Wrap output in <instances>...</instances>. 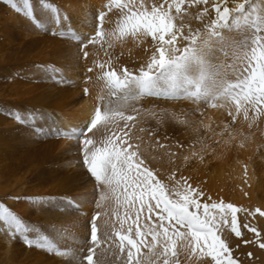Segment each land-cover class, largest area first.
I'll return each instance as SVG.
<instances>
[{"label": "snow or ice", "instance_id": "6c2138e0", "mask_svg": "<svg viewBox=\"0 0 264 264\" xmlns=\"http://www.w3.org/2000/svg\"><path fill=\"white\" fill-rule=\"evenodd\" d=\"M114 2L122 15L121 22L112 35L121 41L127 38L138 40L151 37L155 50L150 60L136 71L124 67L119 74L115 70L103 73L108 92L105 96L98 97L99 102L87 123L49 130L50 135L66 139L68 148L72 145L78 146L79 159L69 162L66 168L69 172L83 170L90 178L91 189L87 184L74 192L65 191L55 196L24 198L33 201V208L38 210L41 205L57 200L67 206H59L55 210L59 217L56 221L58 235L66 240L65 251L60 253L47 237L30 239L26 235L29 228L24 219L10 211L3 203H0V221L11 238L19 236L26 246L38 247L65 257L60 264H182V256L192 259L200 255L211 257L215 264H238L231 254L229 244L214 231L220 223L228 222L226 218L230 212L231 232L236 237L241 236L237 207L231 203L201 204L196 196L202 193L190 187L182 197L173 199L174 194L167 191L166 186L161 184L153 170L141 158L139 146L129 142V122L135 124L137 116L140 115V109L136 105L141 97L179 100L181 92L184 99L192 101L193 104L211 99L224 101L234 109V113L232 110L228 112L233 122L241 115L246 121H255L264 116V35L259 34L264 30V11L255 15L252 20L256 35L249 54L248 51H243L247 38L242 43H213L214 39L221 35L222 29L229 27V17L241 11L244 3L236 8H229L227 0L214 4L216 18L204 24L202 29L193 30L189 27L188 34L185 35L181 5L185 2L189 6L201 3L206 5L208 0H163L158 5L153 4L150 11L143 0L139 4L135 0H127L126 3L109 0L105 7L111 10ZM6 3L16 12L23 11L25 16L35 20L29 0H23V9L18 7L15 0H6ZM207 12L205 7L196 19L203 21ZM105 16L104 11L97 14L96 31L87 39L76 35L72 29L67 32L61 29L58 35L61 38L68 36L76 41L83 58L87 59L89 53L85 49L88 45H95L108 36V33L102 30ZM178 17L181 18L179 25L176 23ZM243 22L248 23L247 15L244 16ZM36 23L39 26L37 21ZM178 33L187 41L182 48L177 47ZM52 35L57 33L53 32ZM225 49L242 52L237 57L242 67L239 68L235 83L227 81L221 71V65L215 62L217 54L223 53ZM41 67L51 73L52 79L57 83L65 82L63 77L57 80L56 74L60 69L53 65ZM231 67L237 69L236 64ZM68 70L71 71L70 64ZM87 71L91 72L92 69ZM190 88H194V91ZM84 93H88L87 88ZM127 110L136 113V116L126 115ZM10 115H15L16 121L21 125H28L29 121L35 118L34 113H29L27 119L17 113ZM192 115H195V109L192 112L154 109L147 114V118L155 121V127L151 130L142 128L141 131H149L150 137H157L159 130L169 125L187 127ZM121 121L123 135L117 132L107 135L110 126H118ZM34 131L39 135L44 129L35 128ZM102 133L104 139L98 141L92 138ZM157 144L159 145L158 137ZM120 187L123 188L124 203L128 210L119 218L121 229L117 230L106 219L103 202L107 198V192H115ZM189 192L195 195H189ZM15 199L19 200L20 197ZM90 205H94V208L91 210V218L88 219ZM200 209H203L202 214ZM210 209L219 210L222 214L219 221L211 214ZM131 211L135 212V219L124 229ZM145 211L147 215L142 220ZM85 227L88 231L86 248L73 243L80 230ZM244 227L259 235L256 228L248 224ZM251 242L244 241L245 244ZM259 247L264 249V242L259 243ZM198 264L210 262L198 261Z\"/></svg>", "mask_w": 264, "mask_h": 264}, {"label": "bare ground", "instance_id": "6f19581e", "mask_svg": "<svg viewBox=\"0 0 264 264\" xmlns=\"http://www.w3.org/2000/svg\"><path fill=\"white\" fill-rule=\"evenodd\" d=\"M48 1L55 2L56 6L53 8L48 6L49 9L41 10L38 13L41 23L36 28L30 23L28 24V21L13 15L14 13L4 17L3 20H1L2 17L0 18V67L8 64L18 66L13 72L4 73L10 82H0V182H5L4 187L0 186V196L3 193H11L8 196L10 198L22 197V195L45 196L61 192L63 190L61 186L57 187L50 184L56 183V179L52 181L49 179L54 169L52 165L61 158L64 160L69 158L68 163L75 162L74 155H77L78 146L72 145L68 148V141L62 137H58L57 140L49 139L51 137L50 128H68L87 123L99 102L98 97L105 96L108 92L103 73L115 70L119 74L124 67L130 71H136L150 60L155 50L151 37L138 40L127 38L120 41L112 35L114 30L110 24L113 20V13H108L109 9L105 7L109 4V0ZM250 1L254 5V13L258 15L261 5L264 8V0ZM126 2L127 0H119V3ZM135 2L140 3L139 0ZM143 2L150 11L153 4L158 5L163 0H143ZM221 2L222 0H208L206 5L201 3L200 5L189 6L187 2L182 4L184 34H188L189 27L193 30L202 29L204 24L215 19L216 13L213 5ZM243 2L244 0H227V6L236 8ZM113 5L116 6L115 10H117V4L114 2L111 7ZM205 7H207L208 12L205 14L204 20L196 19ZM53 9H58V11L54 13ZM100 11L106 13L102 22V30L104 32L107 30L105 33H108V36L95 45H88L85 50L89 56L84 59L82 52L79 51V44L68 36L59 37L58 33L61 29L66 32L72 29L76 35L87 39L96 31L97 22L95 19ZM245 15L248 16V14L230 16L229 27L222 29L220 37L215 38L213 43L223 44L226 41L242 43L247 38L243 51H248L250 54L254 33L247 27L251 25L250 22L246 24L247 26L244 25L243 18ZM180 19V17L177 18V25H179ZM249 19L248 16V21ZM234 20L235 23H233ZM94 23L95 25H92ZM113 27L116 29V26ZM47 30L50 34L45 33ZM53 32L57 35L52 36L51 33ZM259 34L264 35V32ZM178 39L180 41L177 42V47L182 48L187 41L179 33ZM107 45L114 46L113 50L115 51L111 52L112 50L110 51ZM110 48L112 49L111 46ZM21 53L24 56H20ZM241 54V51L233 49H225L223 53L217 54L215 62L221 65V71L229 83L236 82L239 68L242 67L237 57ZM101 60H103V67L101 64L98 66V61ZM69 64L71 71L68 70ZM233 64L237 65L236 70L231 67ZM42 65H53L60 69V72L56 74L57 79L63 77L65 82L56 83L52 79V74L42 68ZM89 68L92 69L91 72L87 71ZM83 71L88 72L85 74L89 76L84 81ZM85 88L88 89L87 94L84 93ZM192 89L194 88H190V90ZM213 105L216 106L213 107ZM136 107L140 109V115L137 116L135 124L129 122L131 125L129 142L134 146L138 145L139 151L146 153L150 158L149 167L161 184L166 186L167 191L174 194L172 198L182 197L186 189L192 187V185L187 184L190 180L187 174L195 173L196 177L201 176L202 180L207 181L205 183L208 185L207 187H216L215 192L218 193L210 194L212 195L210 196L212 202H223L222 195L226 196L220 193L228 185L239 192L231 201L238 204L244 202L243 208H264V203L261 202L264 201V116L255 121H246L241 115L233 122L228 116V112L232 110L234 113V109L230 108L229 104L224 101L216 99L193 104L192 101L184 98L166 100L143 96L139 99ZM161 108L181 112H192L195 109V115L191 116L190 124L187 127L169 125L159 130L157 133L159 145H163V147L157 144V137L149 136V131H141L142 128L151 130L155 127V121L148 119L147 114L154 109L159 110ZM10 113H17L25 119L29 113H34L35 118L29 121L28 125L37 122L43 123L48 130L46 134L44 133L46 139L39 140L35 138L36 135L33 133L23 134L20 139L15 138L14 134L18 128L21 129V124L19 123V125L15 115H10ZM125 114L136 116V113L130 110H127ZM122 128L123 122L121 121L118 126H110L107 135H112L113 132L123 135ZM12 135L14 137L11 138ZM92 138L99 141L104 139V134H98ZM211 138L215 139L216 142L212 141ZM26 140L29 142L28 144H26ZM212 142L216 143V149L207 150L209 156L207 159L203 156V158L200 157L196 145L203 143L208 145ZM204 144L201 146H206ZM210 148L211 146L208 149ZM191 160L194 164H191ZM7 161L11 164H8ZM64 163L68 164L67 162ZM17 168L24 170L23 175L15 173ZM191 176L190 178H192ZM58 178H62L59 173ZM86 185L91 189L90 178L84 183L81 182L79 186L84 187ZM117 193L119 194V190ZM120 195L123 194L120 193ZM238 195L242 199H237ZM248 198L253 204H245ZM8 201L11 202V199ZM14 201L17 202L13 204L16 208L14 211L16 215L31 212H27L29 210L27 205L25 210L21 209L26 201H18L17 199ZM103 203V210L107 213L106 219L120 230L119 216L118 214L115 216L117 212L112 209L114 202L107 197ZM13 205L11 204V206ZM93 206H89L88 219L91 218ZM123 208L128 210L127 206ZM229 216L228 214V220H230ZM124 227H127V222ZM85 228H82L79 234L81 232L87 233ZM256 229L260 230L264 242V221ZM6 246L10 247L9 244ZM233 249L235 250V247ZM182 257L184 258L182 264H198V261H209L212 264L206 255L192 259ZM255 259L254 256L253 260Z\"/></svg>", "mask_w": 264, "mask_h": 264}, {"label": "rangeland", "instance_id": "374dc122", "mask_svg": "<svg viewBox=\"0 0 264 264\" xmlns=\"http://www.w3.org/2000/svg\"><path fill=\"white\" fill-rule=\"evenodd\" d=\"M139 1L141 2V0H139ZM15 2L17 3L18 7L23 9V7H24L23 0H15ZM251 2L252 1L247 0V2L245 3V0H244V2H243L244 3L243 11H239V12L233 13V15L248 14V16L250 18L248 22H250L251 25L247 26L245 23H244V25H246L247 27H249L250 30L253 31V33H254L253 37H255L256 30L252 26V20L254 19V16L256 14L254 13L255 12L254 5ZM29 4H30V6L32 8L33 16L35 17V20L25 16L23 11H21L19 13L16 12L14 9H12L11 5L6 3V0H0V13H1L0 14V18L2 17L1 20H3V18L8 16L9 14L14 13L13 15L28 21L27 22L28 24L30 23L32 26H34V28H36V27H38L36 21L39 23V25L41 23L40 19L38 18V13L41 12V10L43 11L44 9H49L48 6H50L51 8L56 6L55 2H51V1H48V0H29ZM45 5H47V6H45ZM57 8H59V7H57ZM115 8H116V6L113 5L111 7V11L108 10V13H113V20H112V23L110 24V27H112L114 31L116 29H114L113 26H116L115 28H117V25L121 22L120 18H121V15H122L120 9L117 7V10H115ZM55 10H56L55 12L58 11V9H55ZM262 11H264V8L261 5L260 12L258 14H260ZM53 15H55V14H53ZM95 20L97 22V19H95ZM92 25H95V23L92 24ZM96 27H97V25H96ZM103 32H104V30H103ZM105 32H107V30ZM262 32H264V31L262 30L260 33H262ZM45 33H49V30H47V32H45ZM15 35H17V34H15ZM51 35H52V33H51ZM179 41L180 40L178 39L177 42H179ZM106 44H108V43H106ZM110 46L112 47V49L110 48ZM110 46H108L109 50L110 51L112 50L111 52H114L115 50H113V48H115V47L112 46V45H110ZM20 56H24L23 53H21ZM99 64H101L102 67H103V60H101L100 62L98 61V66H99ZM17 67H18L17 65L10 66L9 64L7 66L5 65L4 67L1 66L0 67V73L1 72L2 73L0 74V76H1L0 82H2V81L6 82V83L10 82V80L7 79V75H4V73H6L7 71L13 72V70L17 69ZM85 73H88V72L83 71V73H82V76H84L83 81L86 80L89 77ZM3 75H4V79L2 80V76ZM51 118H52V116H51ZM20 127H21V129L18 128V130H17L18 132L15 130L16 134H14V136L17 139H20L21 135H23V134L26 135V134H29V133L35 134L37 136V137L35 136V138H38L39 140H43V139L45 140L46 139L45 134L48 132V130L44 127L43 123H38V122L35 123V124L31 123L30 125H27V126L20 125ZM38 127L44 129V131L41 132L39 135L34 133L35 132L34 129L38 128ZM29 129H30V131H29ZM25 131H27V132H25ZM18 135H19V137H18ZM14 136L12 135L11 138L14 137ZM157 137H158V134H157ZM57 138H58V136H52L51 135V137L49 139H51V140H53V139L55 140L56 139L57 140ZM213 138H211L212 141L213 140L215 141V139H213ZM215 142H212V143H210L208 145L203 143L206 146H201L203 144H201V145L197 144L196 148H197V151H198V155L200 157L203 156L204 158L207 159L209 157L207 155V153H208L207 150H209V151L211 150L212 151L213 149H216V147H217ZM28 143L29 142L26 140V144H28ZM210 146H211V148L208 149ZM203 147H204V149H206L205 151H204ZM140 153L142 154L141 158H143L145 160V162L149 166V159L150 158L146 155V153H144V152H140ZM74 156H75V158H74L75 160L74 161L78 160L79 159V152L77 151V155H74ZM63 160L64 159L61 158V159H57L56 162H54V165H52V167L54 169L51 172L52 173L51 177L49 178L50 181H52L53 179H56V183L55 182L54 183H50L51 185H56L57 187L61 186V189H63V190L61 192H58V193L56 192V193H52L50 195L48 194V195H45V196H55V194L59 195V194L65 192V191H68V192L77 191V190H79L78 187L81 188V186H79L81 184V182L84 183V182H86V180L89 179V177L87 176L86 173L83 172V170H80V171L73 170L74 172L73 171L69 172V170L66 168V163H64V162L68 163V161L70 159L66 158L64 161ZM193 161L195 162V160H193ZM7 163L11 164L9 161H7ZM192 163L193 162L191 160V164ZM11 167H14V166H11ZM18 169L19 168H17V170H16L17 172H15V173L23 175L24 170L19 169V172H20L19 173ZM58 173L60 175H62L61 179L58 178ZM203 173H201V174H203ZM194 174H191L192 176L187 174V177L189 176L188 178L190 179L187 182V184L188 185H192L191 189L194 188L196 190V192L202 193V195H200L201 197L200 196H196V199L199 201V203H201V204L207 203L209 205H211L213 203H216V204H220V203L228 204V203H231L234 206H236L237 209H238L237 218H238V228H239V230L241 232V236L240 237H236L235 234L231 232V227H230V220H231L230 216H231V213L230 212L228 213L230 215L229 216L230 220H228L226 218L227 221H228L227 223H220L218 228L214 229V231L217 232V234L221 237V239H224L229 244V246L231 248V254H232L233 258H235L237 260L238 264H264V249L259 247V243L263 242L262 241V236H261L262 234L260 233V230H257L258 233L260 234V235L257 236L255 233L249 231L248 228L244 227L245 224H248L249 226L254 227V228L255 227L256 228L259 227V224L262 221H264V215L260 214V213H264V208H258V207L254 208V209L243 208L244 202H240L238 204V203H235V202L231 201L232 198H234L239 192H236L232 186L230 187L228 185H226L224 187L225 190L223 189V192L220 193V194H225V196H226V197H224L222 195L223 202H221V201L212 202V200L210 199V196H212V195H210V194H213L215 192L216 187H207L208 185L205 184V183H207V181L202 180V178H200L201 176L200 177H196V174L195 175ZM190 176L192 178H190ZM197 178H198V181H197ZM203 181H205V182H203ZM4 183L5 182H0V186L4 187L3 186ZM45 185H47V184H45ZM118 190H119V194L117 193ZM219 191H221V190H219ZM7 192H9V191H7ZM120 193L121 194L123 193V188L122 187L117 188L115 192L109 191L108 193L105 194L106 197H109L111 199V201L114 202V205H113L112 209H115V211L117 212V213H115V216H117V214H118L119 218L123 217L125 212L127 211V209H124V208L122 209V207L127 206V205L125 203H123L124 202V198H123V195H120ZM215 193H218V192L216 191ZM192 194L195 195V193H191L190 192V195H192ZM9 195H11V193H9V194L8 193L1 194L0 203H3L5 205V207H8L10 211H12L14 214H16L14 212L16 210V208H15V205H13L14 203H17L16 201H14L16 199H15V197H13V198L12 197L11 198L8 197ZM27 196H32V195H22V197H20V199H19L20 201H26V202H24V204L25 203L26 204L23 205L21 207V209L25 210L26 209L25 207L28 206L29 208H27V209H29V210L27 212H30V211L31 212L30 213H25L26 215L23 214V213L21 215H18L22 219H24L26 225L29 228V232L26 233V235H28V237L30 239H36V238L42 237V236L47 237L56 246V248L59 250L60 253L64 252L65 251V247H66V240L64 239V237L58 235V232H57L58 225H56V221L59 219V217L56 215V211L55 210L59 206H64V207H67V206L63 205V203L61 201L57 200L58 202L57 201L51 202L52 204L51 203H45V204L41 205L39 207V210H38L36 208H33V203H34L33 201L24 199ZM8 199H11V202H9ZM120 199L121 200L123 199V201H121ZM173 199H177V197H174ZM237 199H242V197L240 195H238ZM246 202H245V204H247V205L253 204L252 202H250L249 198L246 200ZM261 202L264 203V201H261ZM5 203H7L8 205L5 204ZM11 204L13 206H11ZM56 204H57V206H56ZM257 209H259L260 211L257 212L256 211ZM193 210H195V209H193ZM199 212H200V214H202L203 213V209H200ZM210 212H211V214L213 216H215L217 218L218 221L220 220V217H221L222 214L219 212L218 209H210ZM146 214H147V212L145 211V213L141 217L142 220H143V217L146 216ZM134 219H135V212L131 211L130 212V218L127 220V227H128L129 224L132 223V220H134ZM153 219H155L154 215H153ZM53 223H55V224H53ZM127 227H124V229H126ZM133 228H135V225H133ZM115 229L119 230V228H115ZM85 231H87V228H85ZM87 236H88V231H87V233L81 232L77 236L76 241H74L73 243L79 245L80 247H85L86 248V246H87L86 245ZM245 240L252 241V242L245 244L244 243ZM7 244L10 245L9 248L6 246ZM233 247H235V250L233 249ZM254 256L256 258L255 260H253ZM64 258L65 257H62L61 255H59L57 253H49L45 249H40V248L34 247V246L33 247L26 246L19 236H17L15 239L11 238L9 236V234H8V231H6L5 226L3 225V222L0 221V264H60V261L62 259H64ZM182 259H184V258L182 257ZM208 259L211 260V257H209ZM211 263L215 264L214 261H211Z\"/></svg>", "mask_w": 264, "mask_h": 264}]
</instances>
